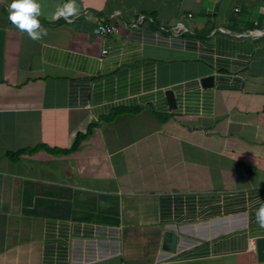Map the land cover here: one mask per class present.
<instances>
[{"label": "crops", "instance_id": "obj_1", "mask_svg": "<svg viewBox=\"0 0 264 264\" xmlns=\"http://www.w3.org/2000/svg\"><path fill=\"white\" fill-rule=\"evenodd\" d=\"M66 2L0 0V264H264V0Z\"/></svg>", "mask_w": 264, "mask_h": 264}, {"label": "clouds", "instance_id": "obj_2", "mask_svg": "<svg viewBox=\"0 0 264 264\" xmlns=\"http://www.w3.org/2000/svg\"><path fill=\"white\" fill-rule=\"evenodd\" d=\"M79 14L80 9L76 4V0H67L66 3L57 8L54 18H64L71 22ZM40 15L41 5L37 3V0H11V3L8 5V19L10 23L20 32H26L28 37L34 41H39L48 34L39 21ZM255 216L257 224L261 228H264V204H261ZM253 244L255 246L253 250L255 251L256 245L255 243Z\"/></svg>", "mask_w": 264, "mask_h": 264}, {"label": "water", "instance_id": "obj_3", "mask_svg": "<svg viewBox=\"0 0 264 264\" xmlns=\"http://www.w3.org/2000/svg\"><path fill=\"white\" fill-rule=\"evenodd\" d=\"M213 76H205L201 78V82L204 86H211L213 83ZM166 97L170 108L175 107V101L172 90L166 91ZM249 167H245V171L249 170ZM177 234L173 231H165L163 235L162 247L168 251H174L176 247ZM256 253L259 261H264V237H259L255 241Z\"/></svg>", "mask_w": 264, "mask_h": 264}, {"label": "built area", "instance_id": "obj_4", "mask_svg": "<svg viewBox=\"0 0 264 264\" xmlns=\"http://www.w3.org/2000/svg\"><path fill=\"white\" fill-rule=\"evenodd\" d=\"M234 9L237 11L239 10L238 7L234 8ZM83 13H84V15H88V14H90V10L85 9L83 11ZM139 20L142 21L143 17H140ZM95 29H96V33L99 35H102V36L114 35V34H117L119 32L118 26L116 24L108 22L106 20L103 21L102 18L97 22ZM102 53L103 54L107 53V49L106 48L102 49ZM251 247H252V249L255 248L253 243L251 244Z\"/></svg>", "mask_w": 264, "mask_h": 264}, {"label": "trees", "instance_id": "obj_5", "mask_svg": "<svg viewBox=\"0 0 264 264\" xmlns=\"http://www.w3.org/2000/svg\"><path fill=\"white\" fill-rule=\"evenodd\" d=\"M76 145H74L75 147ZM35 148H29V149H22V150H18V151H15L14 153H9L8 154V157L11 159V160H15L16 158H18L19 155L23 154V153H30L32 151H34Z\"/></svg>", "mask_w": 264, "mask_h": 264}]
</instances>
